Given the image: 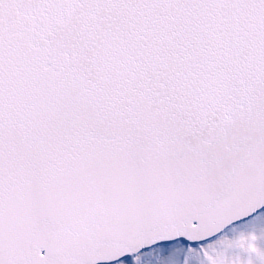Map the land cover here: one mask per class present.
Instances as JSON below:
<instances>
[{"label":"snow or ice","instance_id":"6c2138e0","mask_svg":"<svg viewBox=\"0 0 264 264\" xmlns=\"http://www.w3.org/2000/svg\"><path fill=\"white\" fill-rule=\"evenodd\" d=\"M0 264H264V0H0Z\"/></svg>","mask_w":264,"mask_h":264}]
</instances>
